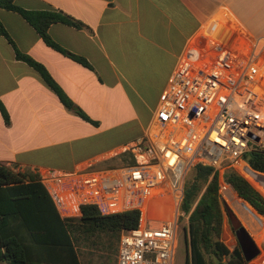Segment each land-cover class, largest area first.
Instances as JSON below:
<instances>
[{
  "label": "crops",
  "instance_id": "0c3cea01",
  "mask_svg": "<svg viewBox=\"0 0 264 264\" xmlns=\"http://www.w3.org/2000/svg\"><path fill=\"white\" fill-rule=\"evenodd\" d=\"M15 4L73 18L79 26L55 23L49 34L89 64L50 47L21 14L0 8V21L11 39L0 34V99L11 119L6 124L0 112V163L39 177L45 172L123 165L128 160L125 146L148 130L181 57L213 16L229 29L264 41V0H15ZM17 51L43 65L98 124L67 109L41 74L17 58ZM129 127L136 132L125 136ZM240 175L264 197V173L250 168ZM224 200L258 247V255L246 264H264V215L253 212L232 190H224ZM188 226L189 219L185 239ZM101 235L113 240L101 252L106 258L97 261L118 264L121 234ZM91 239L77 243L81 264L79 246ZM221 241L231 252L239 245L225 212Z\"/></svg>",
  "mask_w": 264,
  "mask_h": 264
},
{
  "label": "built area",
  "instance_id": "2783aa9c",
  "mask_svg": "<svg viewBox=\"0 0 264 264\" xmlns=\"http://www.w3.org/2000/svg\"><path fill=\"white\" fill-rule=\"evenodd\" d=\"M219 22L190 43L150 127L125 146L123 165L39 177L65 218H81L86 206L102 215L140 212L139 226L121 232L118 264H175L179 223L189 219L188 174L214 168L222 201L224 190L234 191L227 175L264 154V41Z\"/></svg>",
  "mask_w": 264,
  "mask_h": 264
},
{
  "label": "trees",
  "instance_id": "16d2710c",
  "mask_svg": "<svg viewBox=\"0 0 264 264\" xmlns=\"http://www.w3.org/2000/svg\"><path fill=\"white\" fill-rule=\"evenodd\" d=\"M0 8L18 12L47 45L89 65L84 58L61 47L49 34V28L55 23L79 26L70 16L55 10H25L18 7L15 0H0ZM0 34L11 40L1 21ZM17 58L41 74L67 109L86 121L98 124L67 96L43 65L19 51ZM0 112L5 123L10 124V115L1 99ZM248 163L253 170L264 173L263 153L250 154ZM192 171L182 203V210L189 214L186 238L188 255L185 264H217L214 257L219 260L218 264H246L240 245L231 252L221 241L224 212L218 172L203 165L196 166ZM227 181L240 201L248 203L257 213L264 215V197L246 178L232 172L227 175ZM52 211L53 219L50 214ZM140 217L138 210L102 215L96 207L86 206L80 219H63L39 176L29 172H15L0 163V262L81 264L76 249L80 239L100 234L120 236L122 230L138 227Z\"/></svg>",
  "mask_w": 264,
  "mask_h": 264
},
{
  "label": "rangeland",
  "instance_id": "374dc122",
  "mask_svg": "<svg viewBox=\"0 0 264 264\" xmlns=\"http://www.w3.org/2000/svg\"><path fill=\"white\" fill-rule=\"evenodd\" d=\"M220 9H222V8H220ZM222 11H224V10H221L219 13L222 14ZM216 17L217 16H213L206 23H208V22L212 23L213 21H217V20H218V22L219 21L221 22V18L218 17L219 19H217ZM222 22H225V21H222ZM135 132H136V129L129 127L127 129V131L125 132V136L126 135H128V136L132 135ZM116 165L117 166H121L122 163L120 162L119 164H116ZM192 172L193 171H191L188 174V176L186 178V181H185V186H186L188 180L190 179V177H192ZM222 206H223V210L225 212L226 217L229 218L228 211H227V204H226V202L224 200V197H222ZM249 207H251V206L249 205ZM251 209L253 210V212H255L258 215V213L252 207H251ZM183 212L187 215V213L185 211H183ZM186 221H187V219L184 217L183 220L179 223L178 249H177L175 264H185L186 258H187V255H188L187 243H186V239H185V236H184L185 233H187V229L185 227ZM91 238H92L91 240H83V242L79 246L80 247L79 251H80L81 259H82L84 264H100L99 261H97V258H100V257H102V258L105 257L106 258V254L105 253H101V252H106V248L110 247L108 240H110V239L113 240V238L112 237H108L107 235H104V237H102L101 234L97 235V236H94V237H91ZM255 238H256L257 241L260 240V237L258 238L256 235H255ZM102 239H103V241H102ZM114 243H115V240H114Z\"/></svg>",
  "mask_w": 264,
  "mask_h": 264
},
{
  "label": "water",
  "instance_id": "95a60500",
  "mask_svg": "<svg viewBox=\"0 0 264 264\" xmlns=\"http://www.w3.org/2000/svg\"><path fill=\"white\" fill-rule=\"evenodd\" d=\"M228 215L230 217L232 226L235 230V234L237 236L239 245L242 249V252L244 254V257L246 261H251L253 258H255L258 253V247L250 235V233L247 231V229L243 226L241 220L236 216V214L227 207ZM217 260V259H216ZM219 262V260H217Z\"/></svg>",
  "mask_w": 264,
  "mask_h": 264
}]
</instances>
